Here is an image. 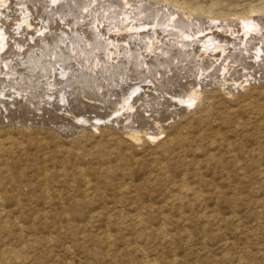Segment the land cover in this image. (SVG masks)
Listing matches in <instances>:
<instances>
[{
    "label": "rangeland",
    "instance_id": "obj_1",
    "mask_svg": "<svg viewBox=\"0 0 264 264\" xmlns=\"http://www.w3.org/2000/svg\"><path fill=\"white\" fill-rule=\"evenodd\" d=\"M2 2L5 4L1 6ZM29 2L0 0L3 14L0 15V42L4 47L8 45L2 51L0 43V67L3 65L0 68L3 74L0 75L3 78H0V110L4 109L0 111V264H264V0ZM25 7L30 11L25 13L28 10ZM34 9L41 11L34 12ZM102 26L108 28L107 32ZM244 27L253 30L248 32ZM21 31L27 33L23 36ZM33 38L39 46L31 43H34ZM209 41L226 44L228 49L224 60H218L220 54L209 57L201 70L207 69L201 72L197 66L201 59L200 48ZM97 42L103 46L99 47ZM25 47L26 51H22ZM17 49L19 54L25 55L16 54ZM183 51L187 55L181 53ZM250 55L261 56L256 61ZM58 58L67 60V64ZM52 60L55 62H50ZM17 65H22L20 68L25 71ZM61 71L66 75L59 76ZM248 75H251L249 79ZM143 81L155 82L157 90L144 95L146 98H137L134 114L141 110L139 116L119 115L116 122L109 121L120 102ZM194 90H197L196 96ZM187 95L194 101L171 107V97ZM59 102L64 103L63 106ZM109 111L113 113L110 115ZM20 113L26 117L18 116ZM70 116L92 124L82 126ZM63 118H67L66 121ZM130 131L138 132L139 139L131 140Z\"/></svg>",
    "mask_w": 264,
    "mask_h": 264
},
{
    "label": "bare ground",
    "instance_id": "obj_2",
    "mask_svg": "<svg viewBox=\"0 0 264 264\" xmlns=\"http://www.w3.org/2000/svg\"><path fill=\"white\" fill-rule=\"evenodd\" d=\"M26 1H28V4L30 3L29 0H26ZM31 1H32V0H31ZM37 1H38V0H37ZM47 1H50V0H47ZM53 1H54V2H57V0H53ZM124 1H125V0H124ZM4 2H5V0H4ZM60 2H61V1H60ZM70 2H71V1H70ZM9 3L11 4V2H9ZM9 3H8V4H9ZM20 3H21V2H20ZM20 3H19V4H20ZM43 3H44V2H43ZM46 3H47V2H46ZM51 3H52V2H51ZM71 3H72V2H71ZM77 3H78V2H77ZM90 3H91V2H90ZM90 3H89V4H90ZM108 3H109V2H108ZM4 4H5V3H4ZM4 4H3V2H2L1 6L4 5ZM6 4H7V3H6ZM26 4H27V3H26ZM41 4H42V3H41ZM53 4H55V3H53ZM91 4H92V3H91ZM99 4H100V3H99ZM99 4H98V5H99ZM112 4H113V3H112ZM126 4H127V3H126ZM128 4H129V3H128ZM128 4H127V6H128ZM33 5H34V4H33ZM35 5H36V4H35ZM60 5H61V4H60ZM73 5H74V4H73ZM118 5H119V4H118ZM5 6H6V5H5ZM5 6H4V7H5ZM15 6H16V5H15ZM20 6H22V5H20ZM26 6H27V5H26ZM79 6H80V5H79ZM94 6H95V5H94ZM112 6H114V5H112ZM7 7H8V6H7ZM7 7H6V8H7ZM37 7H38V6H37ZM45 7H46V6H45ZM45 7H44V8H45ZM54 7H55V6H54ZM63 7H64V6H63ZM66 7H67V6H66ZM82 7H83V6H82ZM90 7H91V6H90ZM101 7H102V6H101ZM9 8H10V7H9ZM22 8H23V7H22ZM25 8H26V7H25ZM25 8H24L23 10H25ZM28 8H29V7H28ZM28 8H26V9H28ZM30 8H31V4H30ZM34 8H35V6H34ZM50 8H51V7H50ZM69 8H70V7H69ZM91 8H92V7H91ZM93 8H94V7H93ZM116 8H117V7H116ZM125 8H126V7H125ZM1 9H2V8H1ZM4 9H5V8H4ZM7 9H8V8H7ZM15 9H16V8H15ZM42 9H43V8H42ZM73 9H74V8H73ZM105 9H106V8H105ZM105 9H104V10H105ZM129 9H130V8H129ZM129 9H128V10H129ZM262 9H263V7H262ZM8 10H9V9H8ZM18 10H20V9H18ZM31 10L33 11V9H31ZM36 10H37L38 12L41 11V10L39 11L38 9H36ZM36 10L34 9V12H35ZM65 10H66V9H65ZM86 10H87V9H86ZM90 10H92V9H90ZM95 10H96V9H95ZM99 10H100V9H99ZM102 10H103V9H102ZM126 10H127V9H126ZM126 10H125V11H126ZM130 10H131V9H130ZM149 10H150V9H149ZM197 10H198V9H197ZM5 11H6V10H5ZM9 11H10V10H9ZM16 11H17V10H16ZM20 11H21V10H20ZM20 11H19V14H20ZM27 11H30V10H29V9L26 10L25 13H27ZM32 11H31V13H32ZM37 11H36V12H37ZM71 11H72V10H71ZM93 11H94V10H93ZM110 11H111V10H110ZM136 11L138 12L139 10H136ZM136 11H135V12H136ZM159 11H160V10H159ZM1 12H2V11H1ZM50 12H51V11H50ZM65 12H66V11H65ZM72 12H73V11H72ZM87 12H88V10H87ZM104 12H105V11H104ZM141 12H142V11H141ZM177 12H178V11H177ZM184 12H185V11H184ZM3 13H4V12H3ZM10 13H11V12H10ZM31 13H29V15H31ZM42 13H43V12H42ZM93 13H95V12H93ZM113 13H114V12H113ZM143 13H144V12H143ZM161 13H162V12H161ZM180 13H181V12H180ZM180 13H179V14H180ZM182 13H183V12H182ZM14 14H15V12H14ZM19 14H18V15H19ZM22 14H23V13H22ZM34 14H35V13H34ZM36 14H37V13H36ZM39 14H40V13H39ZM85 14H86V13H85ZM105 14H106V12H105ZM107 14H108V13H107ZM129 14H130V13H129ZM173 14H174V13H173ZM177 14H178V13H177ZM0 15H1V13H0ZM48 15H49V14H48ZM70 15H71V14H70ZM70 15H69V16H70ZM73 15H74V14H73ZM78 15H79V13H78ZM83 15H84V13H83ZM86 15H87V14H86ZM89 15H90V13H89ZM95 15H96V14H95ZM108 15H109V14H108ZM125 15H126V14H125ZM143 15H144V14H143ZM151 15H152V14H151ZM153 15H154V14H153ZM153 15H152V16H153ZM183 15H185V14H183ZM186 15H187V14H186ZM186 15H185V16H186ZM1 16H3V14H2ZM14 16H15V18H14V21H15V19H16V15H14ZM19 16H20V15H19ZM24 16L26 17V15H24ZM34 16H35V15H34ZM98 16H99V15H98ZM129 16H130V15H129ZM168 16H169V15H168ZM168 16H167V17H168ZM188 16H190V15H188ZM4 17H5V16H4ZM4 17H3V19H4ZM10 17H11V15H10ZM20 17H21V16H20ZM22 17H23V16H22ZM27 17H28V16H27ZM35 17H36V16H35ZM35 17H34V20L37 18V17H36V18H35ZM39 17H41V16H39ZM45 17H46V16H45ZM58 17H59V16H58ZM70 17H71V16H70ZM82 17H83V16H82ZM82 17H80V18H82ZM123 17H126V16H123ZM127 17H128V15H127ZM130 17H132V16H130ZM130 17H129V18H130ZM186 17H187V16H186ZM7 18H9V16H8V17L6 16V19H7ZM41 18H42V17H41ZM43 18H44V17H43ZM43 18H42V19H43ZM85 18H87V17L85 16ZM99 18H100V17H99ZM103 18H106V17L103 16ZM118 18H119V17H118ZM132 18H133V17H132ZM178 18H179V17H178ZM181 18H182V17H181ZM188 18H189V17H188ZM249 18H250V17H249ZM253 18H254V17H253ZM3 19H2V20H3ZM11 19H12V18H11ZM11 19H9V21H10ZM17 19H18V18H17ZM24 19H26V18H24ZM28 19H29V18H28ZM31 19H32V17H31ZM39 19H40V18H39ZM61 19H62V18H61ZM66 19H67V18H66ZM76 19H77V18H76ZM78 19H79V18H78ZM169 19H170V18H169ZM20 20H21V19H20ZM37 20H38V19H37ZM45 20H46V19H45ZM55 20H56V19H55ZM59 20H60V19H59ZM105 20H106V19H105ZM117 20H118V19H117ZM131 20H132V19H131ZM136 20H137V19H136ZM141 20H142V19H141ZM154 20H156V19H154ZM157 20H158V19H157ZM159 20H160V19H159ZM159 20H158V21H159ZM173 20H174V19H173ZM175 20H176V19H175ZM179 20H180V18H179ZM248 20H249V19H248ZM5 21H6V20H5ZM14 21H13V22L11 21V22L14 23ZM18 21H19V20H18ZM27 21H28V20H27ZM29 21H31V20L29 19ZM32 21H33V20H32ZM42 21H43V20H42ZM46 21H47V20H46ZM46 21H45V22H46ZM51 21H52V20H51ZM56 21H57V20H56ZM66 21H67V20H66ZM106 21H107V20H106ZM120 21H121V20H120ZM139 21H140V20H139ZM142 21H143V20H142ZM171 21H172V20H171ZM242 21H244V20L242 19ZM34 22H35V21H34ZM45 22H44V23H45ZM54 22H55V21H54ZM69 22H70V21H69ZM78 22H79V21H78ZM85 22H86V21H84L83 23H85ZM90 22H91V21H90ZM90 22H89V23H90ZM99 22H100V23H98V24H101V21H99ZM103 22H104V20H103ZM143 22H144V21H143ZM168 22H170V21H168ZM173 22H174V21H173ZM0 23H2V22H0ZM4 23H5V22H4ZM4 23H3V24H4ZM6 23H7V22H6ZM23 23H24V22H23ZM31 23H32V22H31ZM38 23H39V22H38ZM38 23H36L37 26H38ZM55 23H56L55 25H57V22H55ZM71 23H72V22H71ZM91 23H92V22H91ZM96 23H97V22H96ZM113 23H114V22H113ZM123 23H124V21L122 22V24H123ZM146 23H147V22H145V24H146ZM159 23H160V22H159ZM161 23H162V22H161ZM176 23H177V22H176ZM180 23H181V22H180ZM243 23H244V22H243ZM248 23H249V22H248ZM248 23H247L246 25H248ZM258 23H259V22H258ZM3 24H2V25H3ZM15 24H16V23H15ZM20 24H21V23H20ZM39 24H40V23H39ZM42 24H43V23H42ZM51 24H53V23L51 22ZM66 24H67V23H66ZM94 24H95V23H94ZM102 24H103V23H102ZM105 24H107V23H105ZM118 24H119V23H118ZM135 24H136V23H135ZM139 24H141V23H139ZM148 24H149V23H148ZM177 24H178V23H177ZM250 24H251V23H250ZM5 25H7V24H5ZM24 25H26V24H24ZM29 25H30V24H28V27H30ZM76 25H77V24H76ZM80 25H81V24H80ZM82 25H84V24H82ZM85 25H86V24H85ZM90 25H91V24H90ZM115 25H116V24H115ZM115 25L113 24L112 26H115ZM125 25H127V24H125ZM128 25H129V23H128ZM128 25H127V26H128ZM131 25H132V23H131ZM136 25H137V24H136ZM158 25H159V24H158ZM158 25H157V27L160 26V25H159V26H158ZM168 25H169V24H168ZM222 25H223V24H222ZM240 25H241V22H240ZM252 25H253V24H252ZM257 25H260V24H257ZM10 26H11V25H10ZM22 26H23V25H22ZM22 26H21V27H22ZM34 26H35V25H34ZM52 26H53V25H52ZM63 26H64V24H63ZM70 26H71V25H69V27H70ZM97 26H98V25H97ZM117 26H118V25H116L115 27H117ZM127 26H126V27H127ZM166 26H167V24H166ZM172 26H173V25H172ZM175 26H176V25H175ZM244 26H245V23H244ZM261 26H262V25H261ZM16 27H17V25H16ZM43 27H45V26H43ZM73 27H75V26H73ZM73 27H72V30L74 31ZM78 27H79V26H78ZM81 27H83V26H81ZM84 27H86V26H84ZM88 27H89V26H88ZM100 27H101V26H100ZM102 27H104V26H102ZM106 27H109V26L107 25ZM121 27H122V26H121ZM160 27H161V26H160ZM162 27H163V25H162ZM181 27H183V26H181ZM181 27H180V28H181ZM212 27H213V26H212ZM214 27H215V26H214ZM214 27H213V28H214ZM216 27H217V26H216ZM218 27H219V26H218ZM218 27H217L216 29H218ZM235 27H236V26H235ZM241 27H242V26H241ZM256 27H257V26H256ZM262 27H263V26H262ZM3 28H5V27H3ZM17 28L19 29V27H17ZM25 28H26V27H25ZM36 28H37V27H36ZM46 28H47V27H46ZM48 28H49V27H48ZM62 28H63V27H62ZM97 28H98V27H97ZM104 28H105V27H104ZM109 28H112V27H109ZM127 28H128V27H127ZM129 28H130V27H129ZM155 28H156V26H155ZM164 28L166 29V27H164ZM175 28H177V27H175ZM184 28H185V27H184ZM184 28H183V29H184ZM233 28H234V27H233ZM244 28H246L245 30H247V27H244ZM259 28H260V27H259ZM0 29H1V28H0ZM15 29H16V28H15ZM28 29H29V28H28ZM28 29H27V31L30 30V29H29V30H28ZM42 29H43V28H42ZM50 29H51V27H50ZM63 29H64V28H63ZM76 29H77V28H76ZM79 29H80V28H79ZM85 29H87V28H85ZM100 29L102 30V28H100ZM114 29H115V28H114ZM122 29H123V28H122ZM158 29H159V28H158ZM158 29H157V30H158ZM173 29H174V26H173ZM236 29H237V28H236ZM257 29H258V28H257ZM262 29H263V28H262ZM1 30H2V29H1ZM6 30H7V29H6ZM21 30H22V29H21ZM37 30L39 31V29H37ZM48 30H49V29H48ZM52 30H53V29H52ZM52 30H49V31H52ZM55 30H56V29H55ZM94 30H95V29H94ZM103 30H104V29H103ZM103 30H102L101 32H104ZM105 30H106V32H107L108 28H107V29L105 28ZM116 30H117V29H115V31H116ZM119 30H120V28H119ZM127 30H128V29H127ZM146 30H147V29H146ZM167 30H168V29H167ZM177 30H178V29H177ZM180 30H181V29H180ZM194 30H195V29H194ZM211 30H212V28H211ZM211 30H210V31H211ZM220 30H222V29L220 28ZM224 30H225V29H224ZM228 30H229V29H228ZM239 30L241 31V29H238V31H239ZM245 30H244V31H245ZM249 30H253V28H252V29H249ZM249 30H247V31L249 32ZM27 31H25V32L27 33ZM30 31H32V28H31ZM60 31H61V29H60ZM76 31H77V30H76ZM92 31H93V30H92ZM96 31H97V30H96ZM124 31H125V30H124ZM128 31H129V30H128ZM128 31H127V33H128ZM130 31H131V30H130ZM130 31H129V32H130ZM140 31H143V29L141 30V28H140ZM158 31H159V30H158ZM172 31H173V30H172ZM175 31H176V30H175ZM185 31H187V30H185ZM188 31H189V30H188ZM192 31H193V30H192ZM205 31H206V30H205ZM207 31H208V30H207ZM222 31H223V30H222ZM240 31H239V32H240ZM242 31H243V30H242ZM254 31H255V30H254ZM263 31H264V30H263ZM3 32H4V29H3ZM21 32H22V31H21ZM40 32H42V31H40ZM46 32H47V31H46ZM46 32H45V33H46ZM52 32H53V31H52ZM58 32H59V31H58ZM62 32L65 33V31H62ZM74 32H75V31H74ZM88 32H89V31H88ZM93 32H94V31H93ZM98 32H99V30H98ZM106 32H105V33H106ZM109 32H110V31H109ZM117 32H118V31H116V33H117ZM134 32H135V31H134ZM146 32H147V31H146ZM149 32H150V31H149ZM173 32H174V31H173ZM173 32H172V33H173ZM212 32H215V31H212ZM225 32H227V31H225ZM229 32H230L229 34H231V31H229ZM248 32H246V33H248ZM250 32H251V31H250ZM4 33H5V32H4ZM26 33L22 32V33H20V34H22V35L24 34V35H25ZM34 33H35V31H34ZM38 33H39V32H38ZM60 33H61V32H60ZM72 33H73V32H72ZM75 33H77V32H75ZM75 33H74V34H75ZM82 33H83V32H82ZM85 33H86V31H85ZM85 33H83V34H85ZM112 33H113V32H112ZM122 33H123V32H122ZM135 33H136V32H135ZM141 33H143V32H141ZM141 33H140V34H141ZM144 33H145V30H144ZM159 33H160V32H159ZM162 33L165 34V32H162ZM181 33H182V32H181ZM184 33H185V32H184ZM188 33H189V32H188ZM207 33H208V32H207ZM215 33H216V32H215ZM253 33H256V32H253ZM1 34L3 35V33H1ZM5 34H6V33H5ZM13 34H14V33H13ZM16 34H17V33H16ZM42 34H44V33L42 32ZM47 34H48V33H47ZM47 34H46V35H47ZM62 34H63V33H62ZM68 34H69V33H68ZM80 34H81V33H80ZM92 34H93V33H91V35H92ZM98 34H99V33H98ZM103 34H104V33H103ZM103 34H102V35H103ZM107 34H108V33H107ZM109 34H110V33H109ZM120 34H121V33H120ZM120 34H118V35H120ZM123 34H124V33H123ZM123 34H121V35H123ZM130 34H131V33H130ZM132 34L134 35V33H132ZM140 34H139V35H140ZM169 34H170V33H169ZM169 34H168V35H169ZM185 34H186V33H185ZM191 34H192V33H191ZM209 34H210V33H209ZM209 34H207V35H209ZM222 34H223V33H222ZM14 35H15V34H14ZM17 35H18V34H17ZM22 35H20V36H22ZM24 35H23V36H24ZM34 35H35V34H34ZM34 35H33V36H34ZM37 35H38V34H37ZM50 35H51V34H50ZM58 35H59V34H58ZM60 35H61V34H60ZM66 35H67V34H66ZM75 35H76V34H75ZM78 35H79V34H78ZM111 35L113 36V34H111ZM121 35H120V37H121ZM124 35H125V34H124ZM124 35H123V36H124ZM127 35H128V34H127ZM135 35H136V34H135ZM159 35H161V34H159ZM166 35H167V34H166ZM171 35H172V34H171ZM179 35H180V34H179ZM195 35H196V34H195ZM223 35H224V34H223ZM247 35H248V34H246V36H247ZM256 35H257V34H256ZM258 35H259V34H258ZM8 36H9V35H8ZM11 36H12V35H11ZM26 36H27V35H26ZM30 36H31V35H30ZM30 36H28V37H30ZM38 36H39V35H38ZM92 36H93V35H92ZM94 36H96V35H94ZM100 36H101V35H99V37H100ZM106 36H107V35H105V37H106ZM116 36H117V34H116ZM116 36H114V37H116ZM123 36H122V37H123ZM173 36H174V33H173ZM193 36H194V35H193ZM219 36H220V34H219ZM244 36H245V34H244ZM259 36H260V35H259ZM259 36H258V37H259ZM0 37H1V35H0ZM9 37H10V36H9ZM14 37H15V36H14ZM14 37H13V38H14ZM18 37H19V36H18ZM52 37H53V36H52ZM60 37H62V36H60ZM65 37H66V36H65ZM67 37H68V36H67ZM79 37H80V36H78V38H79ZM81 37H82V36H81ZM97 37H98V35H97ZM103 37H104V36H103ZM114 37H113V38H114ZM126 37H127V36H126ZM131 37H132V36H131ZM135 37H136V36H135ZM135 37H134V38H135ZM141 37H142V35H141ZM148 37H149V34H148ZM159 37H160V36H159ZM161 37H162V36H161ZM176 37H177V36H176ZM181 37H182V36H181ZM181 37H180V38H181ZM206 37H207V36H206ZM214 37H215V36H214ZM214 37H212V38H214ZM216 37H218V35H216ZM220 37H221V36H220ZM253 37L255 38V36H253ZM258 37H257V38H258ZM19 38L21 39V37H19ZM22 38H25V37H22ZM30 38H31V37H30ZM39 38H40V37H39ZM62 38H63V37H62ZM70 38H73V37H70ZM74 38H77V35H76V37H74ZM74 38H73V39H74ZM85 38H87V37L85 36ZM128 38H129V37H128ZM136 38L139 39L140 37H136ZM142 38H144V37H142ZM162 38H163V37H162ZM162 38H161V40H162ZM174 38H175V37H174ZM177 38H179V36H178ZM194 38H197V37H194ZM199 38H200V37H199ZM208 38H209V37H208ZM210 38H211V37H210ZM228 38H229V37H228ZM244 38H245V37H244ZM249 38H250V37H249ZM257 38H256V39H257ZM261 38H262V37H261ZM1 39H2V38H1ZM6 39L8 40V38H6ZM17 39H18V38H17ZM36 39H37V38H36ZM81 39H82V38H81ZM81 39H79V40H81ZM91 39H92V38H90V40H91ZM93 39H94V37H93ZM104 39H105V38H104ZM111 39H112V38H111ZM111 39H110V40H111ZM116 39L118 40V38H116ZM119 39H120V38H119ZM125 39H126V38H125ZM145 39H146V35H145ZM148 39H149V38H148ZM187 39H190L189 36H188ZM197 39H198V38H197ZM197 39H196V41H197ZM204 39H205V38H204ZM225 39H226V38H225ZM229 39H230V38H229ZM235 39H237V38H235ZM238 39H239V38H238ZM262 39H263V38H262ZM2 40H4V38H3ZM11 40H12V39H11ZM30 40H31V39H30ZM40 40H41V39H40ZM45 40H46V39H45ZM63 40H64V39H63ZM63 40H62V41H63ZM71 40H72V39H71ZM79 40H78V41H79ZM86 40H87V39H86ZM95 40H96V39H95ZM98 40H99V39H98ZM100 40H101V38H100ZM100 40H99V41H100ZM102 40H103V39H102ZM102 40H101V41H102ZM120 40H121V39H120ZM140 40H141V39H140ZM168 40H169V39H168ZM173 40H174V39H173ZM190 40H191V39H190ZM192 40H193V39H192ZM222 40H224V38H223ZM240 40H241V39H240ZM254 40H255V39H254ZM5 41H6V40H5ZM13 41H14V40H13ZM13 41H12V42H13ZM15 41H17L16 38H15ZM18 41H19V39H18ZM31 41H32V40H31ZM33 41H34V38H33ZM56 41H57V40H56ZM68 41H70V40H68ZM106 41L108 42V39H106ZM134 41H135V39H134ZM134 41H133V42H134ZM141 41H142V40H141ZM143 41H144V40H143ZM143 41H142V42H143ZM162 41H163V40H162ZM186 41H187V40H186ZM193 41H195V40H193ZM196 41H195V42H196ZM8 42H9V40H8ZM19 42H20V41H19ZM25 42H26V39H25ZM25 42H24V43H25ZM72 42H73V41H72ZM86 42H88V41H86ZM107 42H106V44H107ZM123 42H124V40H123ZM123 42H122V43H123ZM127 42H129V41H126V44H125V45H128V44H129V43L127 44ZM137 42L139 43V41H137ZM144 42H146V41H144ZM147 42H148V41H147ZM159 42H160V40H159ZM172 42H173V41H172ZM188 42H189V41H188ZM197 42L199 43V41H197ZM222 42H223V41H222ZM229 42H230V41H229ZM239 42H241V41H239ZM247 42H249V41H247ZM0 43H2V46L4 45L3 42H0ZM13 43H14V42H13ZM16 43H17V42H16ZM31 43H32V44H36L37 42L35 43V41H34V43H33V42H31ZM45 43H46V42H45ZM53 43H54V41H53ZM57 43H58V42H57ZM67 43H69V42H67ZM74 43H75V42H74ZM90 43H92V42L90 41ZM95 43H96V42H95ZM95 43H93V44H95ZM97 43H98V42H97ZM104 43H105V41H104ZM110 43H113V42H110ZM140 43H141V42H140ZM140 43H139V44H140ZM163 43H164V42H163ZM168 43H170V42H167V45H169ZM177 43H178V42H177ZM191 43H193V42H191ZM255 43H256V41L254 42V44H255ZM10 44H11V43H10ZM28 44H29V43H27L26 45H28ZM39 44H40V42H39ZM41 44H42V43H41ZM47 44H48V43H47ZM72 44H73V43H72ZM98 44H99V45H98L99 47L102 45V44L100 45V43H98ZM114 44H115V43H114ZM148 44H149V43H148ZM153 44H154V43H153ZM161 44H162V43H161ZM161 44H160V45H161ZM195 44H197V43H195ZM238 44H239V43H238ZM13 45H14V44H13ZM13 45H12V46H13ZM37 45H38V43H37ZM49 45H50V44H49ZM65 45H66V44H65ZM69 45H71V44H69ZM81 45H82V43H81ZM116 45H118V43H117ZM132 45H133V44H132ZM134 45H136V44H134ZM142 45L144 46L143 43H142ZM146 45H147V43H146ZM160 45H159V46H160ZM167 45H165V46H167ZM173 45H174V44H173ZM181 45H182V44H181ZM184 45H185V44H184ZM188 45H189V44H188ZM198 45H199V44H198ZM225 45H226V44H222V43H214V42H210V41H209V42H206V45H205V46H203V47L200 48V49L202 50V52H201L200 55H199V57H201V59L199 58V61H198V62L196 61V62L198 63L197 66L200 67L199 70H200L201 72H203V71H205V70L207 69V68H206V69L203 70V71L201 70L202 67L205 66L204 64H207V63H208L209 57H212V58H213V57H216V56H218V55L220 54L218 60H221V59L223 58V56L225 55V51L228 49L227 47H225ZM240 45H241V44H240ZM250 45H251V44H250ZM7 46H8V45H7ZM7 46H5V47L3 46L2 51H3L4 48H6ZM9 46H10V45H9ZM32 46H33V45H31V48H33ZM38 46H39V45H38ZM40 46H42V45H40ZM59 46H60V45H59ZM66 46H67V45H66ZM87 46H88V45H87ZM102 46H103V45H102ZM104 46H105V45H104ZM137 46H138V44H137ZM137 46H136V48H137ZM147 46H148V45H147ZM156 46H157V45H156ZM156 46H155V47H156ZM182 46H183V45H182ZM182 46H181V47H182ZM189 46H190V45H189ZM200 46H201V45H200ZM242 46H243V44H242ZM14 47H15V45H14ZM18 47H19V46H18ZM18 47H17V48H18ZM20 47H21V45H20ZM36 47H37V46H36ZM62 47H63V46H62ZM67 47H68V46H67ZM71 47H72V46H71ZM90 47L92 48V46H90ZM129 47H131V46H129ZM129 47H128V48H129ZM138 47H139V46H138ZM141 47H142V46H141ZM144 47H145V46H144ZM144 47H143V48H144ZM151 47H152V46H151ZM169 47H170V46H169ZM176 47H178V46H175V48H176ZM194 47H198V46L195 45ZM245 47H247V46H245ZM245 47H244V48H245ZM257 47H258V45H257ZM0 48H2V47H0ZM8 48H9V47H8ZM10 48H11V47H10ZM12 48H13V47H12ZM39 48H40V47H39ZM93 48H94V46H93ZM107 48H108V47H107ZM152 48H153V47H152ZM163 48H164V47H163ZM166 48H168V47H166ZM173 48H174V46H173ZM187 48H188V47H187ZM190 48H191V47H190ZM198 48H199V47H198ZM21 49H23V47H22ZM21 49H20V50H21ZM29 49H30V48H28L27 50H29ZM35 49H36V48H35ZM37 49H38V47H37ZM46 49H47V48H46ZM75 49H76V48H75ZM102 49H103V48H102ZM105 49H106V48H105ZM112 49H113V48H112ZM119 49H120V48H119ZM129 49H130V48H129ZM140 49H142V48H140ZM157 49H158V47H157ZM159 49H160V48H159ZM169 49H170V48H169ZM169 49H167V50H169ZM177 49L179 50V48H177ZM180 49H181V48H180ZM188 49H189V48H188ZM193 49H194V48H193ZM229 49H230V47H229ZM0 50H1V49H0ZM12 50H14V49H12ZM15 50H16V49H15ZM58 50H60V48H59ZM62 50H64V49H62ZM65 50H66V49H65ZM79 50H80V49H79ZM103 50H104V49H103ZM109 50H110V49H109ZM130 50H132V49H130ZM143 50H144V49H143ZM143 50H142V51H143ZM148 50H150V49H148ZM151 50H152V49H151ZM162 50H163V49H162ZM165 50H166V49H165ZM243 50H244V49H243ZM4 51H5V50H4ZM10 51H11V50H10ZM22 51H26V47H25V50H22ZM34 51H35V50H34ZM34 51H32V52H34ZM40 51H41V50H40ZM42 51H43V50H42ZM54 51H55V50H54ZM68 51H69V50H68ZM71 51H73V50H71ZM89 51H90V48H89ZM92 51H93V50H92ZM112 51H113V50H112ZM115 51H116V49H115ZM128 51H129V50H128ZM139 51H140V50H139ZM142 51H141V52H142ZM155 51H156V49H155ZM160 51H161V50H160ZM171 51H172V50H171ZM188 51H189V50H188ZM241 51H242V50H241ZM245 51H246V50H245ZM6 52H7V51H6ZM11 52H12V51H11ZM11 52H10V53H11ZM17 52H18V49H17ZM38 52H39V51H38ZM100 52H101V51H100ZM102 52H103V51H102ZM106 52H108V51H106ZM120 52H121V51H120ZM126 52H127V50H126ZM130 52H131V51H130ZM144 52H145V50H144ZM147 52H148V51H147ZM153 52H154V51H153ZM157 52H158V51H157ZM168 52H170V51H168ZM175 52H176V51H175ZM178 52H179V51H178ZM178 52H176V53H178ZM257 52H258V51H257ZM0 53H1V51H0ZM7 53H8V52H7ZM15 53H16V52H15ZM19 53H20V52H18V53H16V54H19ZM29 53H30V52H29ZM36 53H37V52H36ZM39 53H41V52H39ZM43 53H44V52H43ZM64 53H65V52H64ZM81 53H82V52H81ZM95 53H97V52H95ZM103 53H104V52H103ZM117 53H118V52H117ZM122 53H123V51H122ZM131 53H132V52H131ZM131 53H129V54H131ZM137 53H138V52H137ZM139 53H140V52H139ZM151 53H152V52H151ZM176 53H175V54H176ZM181 53H184V51L181 52ZM189 53H190V52H189ZM196 53H197V52H196ZM227 53H228V52H227ZM227 53H226V54H227ZM231 53H232V52H231ZM233 53H234V52H233ZM239 53H240V52H239ZM247 53H249V52H247ZM252 53H253V52H252ZM254 53H255V52H254ZM260 53H261V52H260ZM260 53H258V54H260ZM263 53H264V52H263ZM1 54H2V53H1ZM1 54H0V55H1ZM23 54L25 55V53H23ZM23 54H19V55H23ZM30 54H31V53H30ZM70 54H71V53H70ZM125 54H126V53H125ZM135 54H136V53H133L132 55H135ZM141 54H142V53H141ZM143 54H144V53H143ZM164 54H165V53H164ZM184 54H185V53H184ZM234 54H235V53H234ZM256 54H257V53H256ZM256 54H255V55H256ZM258 54H257V55H258ZM3 55H4V54H3ZM11 55L13 56V55H15V54H11ZM26 55H27V54H26ZM59 55H60V54H59ZM59 55H58V57H61V56H59ZM100 55H101V54H100ZM102 55H103V54H102ZM107 55H108V54H107ZM123 55H124V54H123ZM137 55H138V54H137ZM145 55H147V54H145ZM145 55H144V56H145ZM179 55H180V54H179ZM182 55H183V54H182ZM185 55H187V54H185ZM189 55H190V54H189ZM189 55H188V56H189ZM231 55H233V54H231ZM236 55H237V54H236ZM6 56H7V55H6ZM30 56H32V55H30ZM37 56H38V54H37ZM56 56H57V55H56ZM56 56H53V57L57 58ZM73 56H74V55L72 54V57H73ZM92 56H94V55H92ZM96 56H97V54L95 55V57H96ZM109 56H110V55H109ZM126 56H127V55H126ZM142 56H143V55H142ZM170 56H171V55H170ZM177 56H178V54H177ZM191 56H192V55H191ZM228 56H229V54H228ZM228 56H227V57H228ZM250 56H251V55H250ZM260 56H261V55H260ZM260 56H258L257 58L254 57V56H253V57L256 58V61H257L258 58H259ZM0 57H1V56H0ZM10 57H11V56H10ZM10 57H8V58H10ZM28 57H29V56H28ZM28 57H27V58H28ZM39 57H40V56H39ZM95 57H94V58H95ZM101 57H102V56H101ZM123 57H124V56H123ZM133 57H134V56H133ZM138 57H139V55H138ZM148 57H150V56H148ZM148 57H147V58H148ZM156 57H157V56H156ZM158 57H159V56H158ZM162 57H163V56H162ZM172 57H173V56H171V58H172ZM180 57H181V56H180ZM183 57H184V56H183ZM183 57H181V58H183ZM239 57H240V56H239ZM239 57H238V58H239ZM251 57H252V56H251ZM253 57H252V58H253ZM5 58H6V57H5ZM12 58H13V57H12ZM15 58H16V57H15ZM17 58H19V57H17ZM43 58H44V57H43ZM43 58H42V59H43ZM50 58H51V57H50ZM88 58H89V57H88ZM105 58H107V57H105ZM115 58H116V57H115ZM118 58H119V57H118ZM131 58H132V57H131ZM141 58L144 59V57H141ZM145 58H146V56H145ZM152 58H153V57H152ZM167 58H168V57H167ZM185 58H188V57L185 56ZM212 58H211V60H212ZM224 58H225V57H224ZM224 58H223V60H224ZM2 59H3V58H2ZM2 59H1V60H2ZM10 59H11V58H10ZM23 59H24V58L22 57V60H23ZM25 59H26V58H25ZM29 59H30V58H29ZM32 59H33V57H32ZM42 59H40V60H42ZM51 59H52V58H51ZM58 59H60V58H58ZM65 59H66V58H65ZM69 59H70V58H69ZM69 59H68V61H71V60H69ZM72 59H73V58H72ZM76 59H77V58H76ZM76 59H75V60H76ZM96 59H97V58H96ZM122 59H123V58H122ZM129 59H130V57H129ZM135 59H136V58H135ZM143 59H141V60H143ZM153 59H154V58H153ZM158 59H159V58H158ZM197 59H198V58H197ZM197 59H196V60H197ZM234 59H235V58H234ZM246 59H247V58H246ZM248 59H249V57H248ZM5 60H6V59H5ZM7 60H8V59H7ZM22 60H21V61H22ZM35 60H36V59H35ZM35 60H34V61H35ZM44 60H45V59H44ZM55 60H57V59H55ZM77 60H78V59H77ZM77 60H76V61H77ZM90 60H91V58H90ZM92 60H93V59H92ZM97 60H98V59H97ZM97 60H95V63H96ZM113 60H114V59H113ZM127 60H128V59H127ZM136 60H137V59H136ZM138 60H139V58H138ZM150 60H151V59H150ZM160 60H161V59H160ZM163 60H164V59H163ZM174 60H175V58H174ZM176 60L178 61L179 58L177 57ZM193 60L195 61V59H193ZM13 61H14V59H13ZM21 61H19V62H21ZM34 61H33V62H34ZM46 61H47V60H46ZM53 61H54V60H52V61H50V62H53ZM60 61H61V59H60ZM63 61H64V60H63ZM63 61H61V62H63ZM66 61H67V60H66ZM66 61H64V62L66 63ZM80 61H81V60H80ZM104 61H105V60H104ZM106 61H107V60H106ZM108 61H110V60H108ZM128 61H129V60H128ZM131 61H132V60H131ZM157 61H158V60H157ZM171 61H172V60H171ZM183 61L186 62V60H183ZM187 61H188V59H187ZM206 61H207V63H205ZM212 61H213V60H212ZM212 61H210V62H212ZM227 61H228V60H227ZM259 61H261V60L259 59ZM263 61H264V60H263ZM2 62H4V61H2ZM9 62H10V61H9ZM37 62H39V61H37ZM54 62H55V61H54ZM54 62H53V63H54ZM99 62H100V60H99ZM101 62H102V61H101ZM116 62H117V60H116ZM121 62H122V61H121ZM124 62H127V61H124ZM136 62H137V61H136ZM138 62H139V61H138ZM145 62H146V61H145V59H144L143 63H145ZM154 62H156V61H154ZM215 62H216V60H215ZM245 62H246V61H245ZM4 63H5V62H4ZM4 63H3V64H4ZM11 63H12V61H11ZM14 63H15V62H14ZM22 63H23V62H21V64H22ZM39 63H40V62H39ZM41 63H42V62H41ZM56 63H57V62H56ZM65 63H64V64H65ZM105 63H107V62H105ZM113 63H115V61H113ZM118 63H119V62H118ZM129 63H131V62H129ZM168 63L170 64L169 60H168ZM187 63H188V62H187ZM203 63H204V64H203ZM228 63H229V62H228ZM230 63H231V62H230ZM248 63H249V62H248ZM252 63H253V62H252ZM252 63H251V64H252ZM262 63H263V62H262ZM6 64H7V63H6ZM17 64H18V63H17ZM28 64H29V63H28ZM35 64H36V63H35ZM43 64H45V63H42V65H43ZM48 64H49V63H48ZM66 64H67V63H66ZM68 64H70V63H68ZM79 64H80V63H79ZM89 64H91V63H89ZM92 64H94V63L92 62ZM98 64H99V63H98ZM123 64H124V63H123ZM138 64H139V63H138ZM145 64H146V63H145ZM148 64H149V63H148ZM150 64H152V63H150ZM155 64H157V63H155ZM217 64H218V63H217ZM221 64H222V63H221ZM226 64H227V62H226ZM241 64H242V63H241ZM241 64H240V65H241ZM249 64H250V63H249ZM249 64H248V65H249ZM251 64H250V65H251ZM1 65H2V64H1ZM10 65H12V64H10ZM14 65H16V63L13 64V66H14ZM19 65H20V64H19ZM19 65H17V66L19 67ZM23 65H24V64H23ZM25 65H26V64H25ZM42 65H40L41 68H42ZM46 65H47V63H46ZM62 65H63V63H62ZM72 65H73V64H72ZM72 65H71V67H72ZM102 65H104V64H102ZM105 65H106V64H105ZM120 65H121V63H120ZM143 65H144V64H143ZM161 65H162V64H161ZM173 65H174V64H173ZM192 65H193V64H192ZM223 65H224V64H223ZM223 65H222V66H223ZM228 65H229V64H228ZM235 65H236V63H235ZM2 66H3V65H2ZM2 66H1V67H2ZM17 66H16V67H17ZM30 66H32V65H30ZM35 66H36V65H35ZM35 66H33V67H35ZM38 66H39V65H38ZM38 66H37V67H38ZM52 66H53V65H52ZM52 66H51V67H52ZM67 66H68V65H67ZM85 66H86V64H85ZM108 66H109V65H108ZM111 66H112V65H111ZM116 66H117V65H116ZM141 66H142V64H141ZM146 66H148V65H146ZM158 66H159V65H158ZM163 66H164V65H163ZM168 66H169V65H168ZM236 66H237V65H236ZM256 66H258V65H256ZM1 67H0V68H1ZM20 67H22V65H21ZM20 67H19V68H20ZM44 67H45V66H44ZM48 67H49V66H48ZM51 67H50V68H51ZM71 67H70V68H71ZM78 67H79V66H78ZM78 67H77V68H78ZM94 67H95V66H94ZM131 67H132V66H131ZM155 67H156V68H154V69L157 70L158 67H157L156 65H155ZM172 67H173V66H172ZM174 67H175V66H174ZM178 67H179V66H178ZM178 67H177V69H178ZM216 67H217V65H216ZM26 68H27V67H26ZM31 68H32V67H31ZM35 68H36V67H35ZM41 68H40V69H41ZM54 68H55V67H54ZM77 68H74V69L76 70ZM90 68H91V67H90ZM101 68H102V67H101ZM107 68H108V67H107ZM149 68H150V67H147L146 69H149ZM152 68H153V67H152ZM167 68H168V67H167ZM187 68H188V67H187ZM223 68H224V67H223ZM231 68H233V67L231 66ZM244 68H245V67H244ZM257 68H259V67H257ZM20 69H21V68H20ZM46 69H47V68H46ZM56 69H58V68H56ZM78 69H79V68H78ZM92 69H93V68H92ZM103 69H104V68H103ZM115 69H116V68H115ZM161 69H162V68H161ZM161 69H160V70H161ZM163 69H164V68H163ZM177 69H176V70H177ZM183 69H184V68H183ZM213 69H214V68H213ZM220 69L222 70V67H221ZM220 69H219V70H220ZM224 69H225V68H224ZM226 69H227V68H226ZM253 69H254V68H253ZM21 70H23V69H21ZM29 70H30V69H29ZM29 70H26V71H29ZM32 70H33V69H32ZM32 70H31V71H32ZM36 70L38 71V68H37ZM36 70H35V71H36ZM71 70H72V68H71ZM81 70H82V69H81ZM90 70H91V69H90ZM94 70H95V69H94ZM96 70H98V69H96ZM109 70H110V69H109ZM140 70H141V69H140ZM164 70H165V69H164ZM180 70H181V69H180ZM194 70H195V69H194ZM197 70H198V69H197ZM216 70H217V69H216ZM219 70H218V71H219ZM257 70H258V69H257ZM260 70H261V68H260ZM13 71H14V70H13ZM23 71H25V70H23ZM85 71H86V70H85ZM101 71H102V70H101ZM146 71H147V70H146ZM161 71H162V70H161ZM166 71H167V70H166ZM170 71H171V70H170ZM200 71H199V72H200ZM231 71H232V70H231ZM254 71H255V70H254ZM263 71H264V70H263ZM0 72H1V71H0ZM6 72H7V71H6ZM109 72H110V71H109ZM112 72H114V71H112ZM141 72H142V71H141ZM149 72H150V71H149ZM167 72H169V71H167ZM167 72H166V73H167ZM201 72H200V73H201ZM220 72H221V71H220ZM223 72H224V71H223ZM3 73H5V68H4V72H3ZM8 73H9V72H8ZM13 73H14V72H13ZM15 73H16V72H15ZM31 73H32V72H31ZM78 73H79V71H78ZM94 73L97 75L98 72H94ZM102 73H103V72H102ZM142 73H143V72H142ZM159 73H160V72H159ZM162 73H163V72H162ZM183 73H184V72H183ZM235 73H236V72H235ZM237 73H239V72H237ZM262 73H263V72H262ZM1 74H2V73H0V75H1ZM18 74H19V73H18ZM18 74H17V75H18ZM24 74H25V73H24ZM27 74L29 75V73H27ZM32 74H33V73H32ZM32 74H31V75H32ZM37 74H39V73L37 72ZM43 74H44V73H42V75H43ZM45 74L47 75V73H45ZM56 74H57V73H56ZM76 74H77V73H76ZM86 74H87V72H86ZM90 74H91V72H90ZM98 74H99V73H98ZM100 74H101V73H100ZM105 74H106V73H105ZM107 74H108V73H107ZM122 74H123V73H122ZM125 74H126V73H125ZM145 74H146V73H145ZM163 74H164V73H163ZM167 74H168V73H167ZM170 74H171V73H170ZM195 74H196V73H195ZM221 74H222V73H221ZM241 74H242V73H241ZM2 75H3V74H2ZM15 75H16V74H15ZM15 75H14V76H15ZM28 75H27V76H28ZM60 75L65 76V75H66V72H62V71H61V73L59 74V76H60ZM79 75H80V74H79ZM79 75H77V76H79ZM103 75H104V74H103ZM157 75H158V74H157ZM168 75H169V74H168ZM172 75H173V74H172ZM202 75H204V74H202ZM215 75H216V74H215ZM223 75H224V74H223ZM223 75H222V76H223ZM228 75H229V74H228ZM252 75H254V74H252ZM34 76H35V74H34ZM43 76H45V75H43ZM43 76H41V77H43ZM47 76H48V75H47ZM49 76H50V75H49ZM59 76H58V78H59ZM77 76H76V77H77ZM80 76H81V75H80ZM82 76H83V75H82ZM126 76H127V74H126ZM163 76H164V75H163ZM206 76H207V75H206ZM206 76H205V77H206ZM238 76H239V75H238ZM241 76H243V75H241ZM241 76H240V77H241ZM260 76H261V75H260ZM5 77H6V76H5ZM10 77H11V76H10ZM25 77H26V76H25ZM37 77H38V76H37ZM51 77H52V76H51ZM66 77H67V76H66ZM94 77H95V76H94ZM96 77H97V76H96ZM104 77H105V75H104ZM147 77H148V76H147ZM193 77H194V76H193ZM200 77H201V75H200ZM227 77H228V76H227ZM248 77H251V75H250V76L248 75L247 78H248ZM0 78H1V77H0ZM7 78H9V77H7ZM15 78H16V77H15ZM46 78H47V77H46ZM46 78H45V80H47ZM98 78H100V77H98ZM124 78H125V77H124ZM216 78H219V76L216 77ZM222 78H223V77H222ZM229 78H230V77H229ZM229 78H228V80H229ZM34 79H35V77H34ZM34 79L32 78V80H34ZM40 79H41V78H40ZM52 79H53V78H52ZM79 79H80V78H79ZM88 79H89V78H88ZM90 79H91V78H90ZM121 79H122V78H121ZM125 79H126V78H125ZM143 79H144V78H143ZM178 79H179V78H178ZM203 79H204V78H203ZM223 79H224V78H223ZM223 79H222V80H223ZM248 79H249V78H248ZM248 79H247V80H248ZM1 80H3V78H1ZM11 80H12V79H11ZM11 80H9V81H11ZM15 80H16V79H15ZM32 80H31V81H32ZM41 80H42V79H41ZM41 80H40V81H41ZM63 80H64V79H63ZM109 80H110V79H109ZM122 80H123V79H122ZM159 80H160V78H159ZM159 80H158V81H159ZM168 80H169V79H168ZM172 80H173V79H172ZM226 80H227V78H226ZM233 80H234V79H233ZM27 81H28V80H27ZM29 81H30V80H29ZM29 81H28V82H29ZM37 81H38V79H37ZM40 81H39V82H40ZM42 81H43V80H42ZM42 81H41V82H42ZM52 81H53V80H52ZM91 81H92V80H91ZM129 81H130V80H129ZM134 81H135V80H134ZM201 81H202V79H201ZM241 81H242V80H241ZM0 82H1V81H0ZM23 82H24V81H23ZM35 82H36V80H35ZM44 82H46V81H44ZM118 82H119V81H118ZM124 82H125V81H124ZM137 82H138V81H137ZM161 82H162V81H161ZM211 82H212V81H211ZM232 82H233V81H232ZM3 83H4V82H3ZM8 83H9V82H8ZM15 83L17 84V82H15ZM19 83H20V82H19ZM24 83H26V82H24ZM29 83H30V82H29ZM42 83H43V82H42ZM51 83H52V82H51ZM114 83H115V82H114ZM128 83H129V82H128ZM140 83H141V82H140ZM154 83H155V82H154ZM154 83H153V82H144V81H143L142 84L138 85V87H136V88H134V89L131 88V89H132L131 92H130V93H129V94H128L123 100H122V102H120L119 107H118L117 109H115V111H113L114 113L109 111V112H110V115H111V113H113V115H112L111 118L108 119V120H109V121L116 122L115 120H116V118H117V120H118V117H117V116H119V115H120V116H125V115H126V117H129V118H130V117H134L135 115H138V113H139L141 110H140L137 114H134L135 111L137 112V110H134V106H137V105H135L136 100H137V98H139V97H141V96H144V95H147V94L149 95V94H152L153 92H155V90H157V87L154 85ZM190 83H191V82H190ZM205 83H206V82H205ZM205 83H204V84H205ZM219 83H221V82H219ZM226 83H227V82H226ZM228 83H229V82H228ZM9 84H10V83H9ZM20 84H21V83H20ZM32 84H34V83H32ZM55 84H56V83H55ZM57 84H58V83H57ZM57 84H56V85H57ZM87 84H88V83H87ZM92 84H93V83H92ZM120 84H121V83H120ZM120 84H119V85H120ZM157 84H158V82H157ZM157 84H156V85H157ZM192 84H193V83H192ZM229 84H230V83H229ZM229 84H228V85H229ZM233 84H234V83H233ZM233 84H231V85H233ZM3 85H4V84H3ZM6 85H8V84H6ZM25 85H26V84H25ZM28 85H29V84H28ZM30 85H31V84H30ZM47 85H48V83H47ZM47 85H46V86H47ZM163 85H164V84H163ZM187 85H188V84H187ZM222 85H223V84H222ZM228 85H226V86H228ZM235 85H236V83H235ZM235 85H233V86L235 87ZM22 86H23V85H22ZM38 86H39V85H38ZM113 86H114V85H113ZM115 86H116V85H115ZM158 86H159V85H158ZM188 86H189V85H188ZM224 86H225V85H224ZM233 86H232V87H233ZM240 86H241V85H240ZM12 87H13V86H12ZM12 87H9V88L13 89L14 87H13V88H12ZM27 87H28V86H27ZM27 87L25 86V88H27ZM29 87H30V86H29ZM40 87H41V86H40ZM7 88H8V86H7ZM22 88H23V87H22ZM83 88H84V87H83ZM106 88H107V87H106ZM198 88H199V87H198ZM2 89H3V88H2ZM16 89H17V88H16ZM34 89H35V87H34ZM52 89H53V88H52ZM55 89H56V87H55ZM99 89H100V88H99ZM0 90H1V89H0ZM18 90H19V89H18ZM25 90H27V89H25ZM35 90H38V89H35ZM81 90H82V89H81ZM119 90H120V89H119ZM6 91H7V90H6ZM8 91H9V90H8ZM29 91H30V90H29ZM53 91H54V90H53ZM77 91H79V90H77ZM120 91H121V90H120ZM18 92H19V91H18ZM18 92H17V93H18ZM38 92H39V91H38ZM79 92H80V91H79ZM167 92H168V91H167ZM172 92H173V91H172ZM1 93H2V91H1ZM5 93H6V92H5ZM14 93H15V92H14ZM19 93H21V92H19ZM19 93H18V94H19ZM39 93H40V92H39ZM51 93H52V91H51ZM93 93H95V92H93ZM108 93H109V92H108ZM25 94H26V93H25ZM25 94H24V95H25ZM46 94H47V93H46ZM52 94H53V93H52ZM52 94H51V95H52ZM69 94H70V93H69ZM114 94H115V93H114ZM121 94H122V93H121ZM170 94H171V93H170ZM193 94L196 96V95L198 94V93H197V90H196V91L194 90V93H193ZM24 95H23V96H24ZM30 95H31V94H30ZM32 95H33V92H32ZM35 95H36V91H35L34 96H35ZM41 95H42V94H41ZM53 95H54V94H53ZM57 95H58V94H57ZM62 95H63V94L61 93V97H62ZM70 95H71V94H70ZM160 95H161V94H160ZM163 95H164V94H163ZM171 95H172V94H171ZM171 95H170V96H171ZM3 96H4V94H3ZM20 96H21V95H20ZM39 96H40V95H39ZM49 96H50V95H49ZM67 96H68V95H67ZM72 96H73V95H72ZM76 96H77V95H76ZM87 96H88V95H87ZM92 96H93V95H92ZM99 96H100V95H99ZM190 96H191V95H190ZM190 96L187 95V96H185V97L183 96L182 98H172V97H171V98L169 99V100L172 102V106H171V107L174 108V107H175V104H176V105H179V106H184V105H186L187 103H190V102L193 100V98H191ZM195 96H193V97H195ZM0 97H1V96H0ZM18 97H19V96H18ZM29 97H30V96H28V98H29ZM56 97H57V96H56ZM59 97H60V96H59ZM83 97H84V96H83ZM123 97H124V96H123ZM149 97H151V96H149ZM5 98H6V97H5ZM5 98H3V99H5ZM12 98H14V97H12ZM23 98H24V97H23ZM41 98H42V96H41ZM50 98H51V97H50ZM112 98H113V97H112ZM144 98H146V97L144 96ZM151 98H152V97H151ZM153 98H154V97H153ZM166 98H167V97H165V99H166ZM14 99H15V98H14ZM39 99H40V98H39ZM57 99H58V98H57ZM70 99H71V98H70ZM89 99H90V98H89ZM94 99H95V98H94ZM139 99L141 100V98H139ZM155 99H156V98H155ZM155 99H153V100H155ZM163 99H164V98H163ZM196 99H197V98H196ZM8 100H9V99H8ZM21 100H22V99H20V101H21ZM24 100H25V99H24ZM29 100H30V99H29ZM40 100H42V99H40ZM59 100H62V99H59ZM63 100H64V99H63ZM76 100H77V99H76ZM145 100H146V99H145ZM156 100H157V99H156ZM2 101H3V100H2ZM6 101H7V100H6ZM9 101H10V100H9ZM32 101H33V100H32ZM34 101H35V100H34ZM68 101H69V100H68ZM79 101H80V100H79ZM137 101H138V100H137ZM193 101H194V100H193ZM11 102H12V101H11ZM22 102H23V101H22ZM25 102H26V101H24V103H25ZM28 102H29V101H28ZM54 102H55V101H54ZM61 102H62V101H61ZM64 102H65V100H64ZM101 102H102V101H101ZM166 102H167V100H166ZM166 102H165V104H166ZM1 103H2V102H1ZM59 103H60V102H59ZM88 103H89V102H88ZM90 103H91V102H90ZM90 103H89V104H90ZM92 103H93V102H92ZM99 103H100V102H99ZM110 103H111V102H110ZM144 103H145V101L143 102V106L145 105ZM158 103H159V102H158ZM163 103H164V102H163ZM167 103H168V102H167ZM2 104H3V103H2ZM13 104H14V103H13ZM31 104H32V103H31ZM60 104H62V103H60ZM63 104H64V103H63ZM63 104H62V106H63ZM103 104H105V103H103ZM136 104H137V103H136ZM149 104H150V103H149ZM4 105H5V104H4ZM11 105H12V104H11ZM22 105H23V104H22ZM22 105H21V106H22ZM51 105H52V103H51ZM65 105H66V104H65ZM113 105H114V104H113ZM140 105H141V104H140ZM140 105H139V106H140ZM8 106H9V105H8ZM42 106H43V105H42ZM53 106H55V105H53ZM70 106H71V105H70ZM108 106H109V105H108ZM146 106H148V105L146 104ZM146 106H145V107H146ZM152 106H153V105H152ZM157 106H158V105H157ZM202 106H203V105H202ZM25 107H26V106H25ZM29 107H30V106H29ZM37 107H38V106H37ZM39 107H40V106H39ZM57 107H58V106H57ZM67 107H68V106H67ZM71 107H73V106H71ZM95 107H96V106H95ZM55 108H56V106H55ZM86 108H87V107H86ZM6 109H7V108H6ZM16 109H17V107H16ZM28 109H29V108H28ZM39 109H41V107H40ZM46 109H47V108H46ZM58 109H59V108H58ZM58 109H57V110H58ZM68 109H69V108H68ZM72 109H73V108H72ZM75 109H76V108H75ZM107 109H108V108H107ZM137 109H138V107H137ZM141 109H142V108H141ZM143 109H145V108H143ZM151 109H152V108H151ZM1 110L3 111L4 109H1ZM1 110H0V111H1ZM13 110H14V109H13ZM20 110H21V109H20ZM22 110H23V109H22ZM34 110H35V109H34ZM158 110H159V109H158ZM14 111H15V110H14ZM52 111H53V110H52ZM58 111H59V110H58ZM86 111H87V110H86ZM144 111H145V110H144ZM156 111H157V110H156ZM165 111H166V110H165ZM10 112H11V111H10ZM17 112H20V111H17ZM21 112H22V111H21ZM25 112H26V111H25ZM35 112H36V111H35ZM42 112H43V109H42ZM44 112H45V110H44ZM48 112H49V111H48ZM55 112H56V110H55ZM70 112H71V110H70ZM95 112H96V111H95ZM15 113H16V112H15ZM29 113H30V112H29ZM33 113H34V112H33ZM73 113H74V112H72V114H73ZM77 113H78V112H77ZM77 113H76V114H77ZM142 113H143V111H142ZM142 113H140V114L142 115ZM157 113H160V112H157ZM3 114H4V113H3ZM18 114H19V113H18ZM60 114H61V113H60ZM60 114H59V115H60ZM68 114H69V112H68ZM78 114H79V113H78ZM145 114H146V113H145ZM163 114H164V113H163ZM1 115H2V114H1ZM8 115H11V114H8ZM38 115H39V114H38ZM43 115H44V114H43ZM49 115H50V114H49ZM55 115H56V114H55ZM61 115H63V113H62ZM11 116H13V115H11ZM11 116H9V117H11ZM14 116H15V115H14ZM18 116H22L23 118L26 117L25 115L23 116V114H21V113H20V115H18ZM28 116H29V115H28ZM28 116H27V118H28ZM33 116H34V115H33ZM76 116H77V115H76ZM101 116H102V115H101ZM105 116H106V115H105ZM138 116H139V115H138ZM144 116H146V115H144ZM161 116H162V115H161ZM163 116H164V115H163ZM9 117H8V118H9ZM22 117H20V119H21ZM41 117H42V116H41ZM41 117H40V118H41ZM52 117H53V116H52ZM66 117H67V115H66ZM68 117H69V115H68ZM70 117H71V116H70ZM97 117H98V116H97ZM108 117H109V116H108ZM141 117H143V116H141ZM166 117H167V116H166ZM23 118H22L21 120H23ZM29 118H30V117H29ZM34 118H35V117H34ZM71 118H72V117H71ZM119 118L121 119V117H119ZM123 118H124V117H123ZM134 118H135V117H134ZM10 119H11V118H10ZM13 119H14V118H13ZM15 119H16V117H15ZM30 119H31V118H30ZM57 119H58V118H57ZM63 119H65L64 121H66L67 118H63ZM72 119H74L75 123H80L82 126H83V125H84V126H85V125H89V123H91V122H89L88 120H85V119H80V118L77 119V118H75V117L72 118ZM105 119H106V118H105ZM126 119H127V118H126ZM131 119H132V118H131ZM2 120H3V119H2ZM8 120H9V119H8ZM21 120H18V121L20 122ZM26 120H27V119H26ZM61 120H62V119H61ZM61 120H60V121H61ZM70 120H71V119H70ZM142 120H143V119H142ZM10 121H12V120H10ZM13 121H14V120H13ZM67 121H69V120H67ZM105 121H106V120H105ZM119 121H120V120H119ZM125 121H128V120H125ZM129 121H130V120H129ZM100 122H101V121H100ZM107 122H108V121H107ZM121 122H122V119H121ZM121 122H120V123H121ZM133 122H135V121H133ZM63 123H64V122H63ZM65 123H66V122H65ZM108 123H109V122H108ZM117 123H119V122H117ZM70 124H71V123H70ZM70 124H69V125H70ZM73 124H74V123H73ZM80 124H79V125H80ZM91 124H92V123H91ZM97 124H98V123H97ZM106 124H107V123H106ZM125 124H127V123H125ZM129 124H131V123L129 122ZM59 125H60V124H59ZM75 125H76V124H75ZM118 125H119V124H118ZM123 125H124V124H123ZM66 126H67V124H66ZM76 126H78V124H77ZM92 126H93V125H92ZM96 126H97V125H96ZM124 126H125V125H124ZM127 126H128V125H127ZM135 126H136V125H135ZM71 127H72V126H71ZM120 127H121V126H120ZM131 127H132V126H131ZM140 131H141V130H140ZM140 131H139V132H140ZM128 136H129V138H130V137L132 138L131 140H133V139H137V138L139 137V133L136 132V131H134V132L130 131V132H128ZM138 139H139V138H138ZM133 141H134V140H133Z\"/></svg>",
    "mask_w": 264,
    "mask_h": 264
}]
</instances>
